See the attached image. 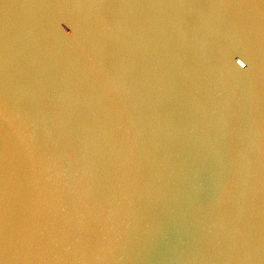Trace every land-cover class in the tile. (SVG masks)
I'll list each match as a JSON object with an SVG mask.
<instances>
[{
  "label": "water",
  "instance_id": "95a60500",
  "mask_svg": "<svg viewBox=\"0 0 264 264\" xmlns=\"http://www.w3.org/2000/svg\"><path fill=\"white\" fill-rule=\"evenodd\" d=\"M0 264H264V0H0Z\"/></svg>",
  "mask_w": 264,
  "mask_h": 264
},
{
  "label": "snow or ice",
  "instance_id": "6c2138e0",
  "mask_svg": "<svg viewBox=\"0 0 264 264\" xmlns=\"http://www.w3.org/2000/svg\"><path fill=\"white\" fill-rule=\"evenodd\" d=\"M68 35L72 36L69 33ZM241 67H243V64ZM15 242L20 246L21 251H23L35 247L40 241L38 234L29 232L20 236L19 238H16Z\"/></svg>",
  "mask_w": 264,
  "mask_h": 264
}]
</instances>
